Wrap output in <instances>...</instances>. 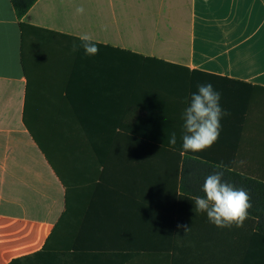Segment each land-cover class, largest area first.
<instances>
[{
  "label": "crops",
  "instance_id": "0c3cea01",
  "mask_svg": "<svg viewBox=\"0 0 264 264\" xmlns=\"http://www.w3.org/2000/svg\"><path fill=\"white\" fill-rule=\"evenodd\" d=\"M207 83L229 115L181 156ZM217 171L264 183V0H0V264H264L260 201L242 228L194 211Z\"/></svg>",
  "mask_w": 264,
  "mask_h": 264
},
{
  "label": "clouds",
  "instance_id": "9594fccd",
  "mask_svg": "<svg viewBox=\"0 0 264 264\" xmlns=\"http://www.w3.org/2000/svg\"><path fill=\"white\" fill-rule=\"evenodd\" d=\"M84 7L77 6L76 14L83 15ZM103 30H107L104 26ZM77 39L79 43H73L72 51L78 52L81 48L85 55L95 56L99 53L97 41L88 33L80 34ZM229 113L220 106V93L214 90L211 83L200 84L197 91L191 94L188 107L182 115L183 134L181 136V156L188 153H199L210 147L219 139L222 116ZM169 145L175 147L177 135L172 132L169 137ZM192 159H199L193 155ZM234 164L243 166L245 161H233ZM224 169L223 163L215 166ZM223 171H217L209 175L203 186L204 196H195L194 211L196 213H206L210 223L218 228H230L233 225L242 228L248 219L249 209H251V198L243 188H236L233 184L223 181ZM184 230L185 235L190 231L188 225H178ZM178 236V235H177Z\"/></svg>",
  "mask_w": 264,
  "mask_h": 264
},
{
  "label": "trees",
  "instance_id": "16d2710c",
  "mask_svg": "<svg viewBox=\"0 0 264 264\" xmlns=\"http://www.w3.org/2000/svg\"><path fill=\"white\" fill-rule=\"evenodd\" d=\"M36 1L37 0H10V3L16 17L21 18ZM177 68L188 70L183 67ZM124 128L125 127H120V130ZM232 177V184L236 188H238V183H240V188L245 189L251 199L260 201V208L262 214H264V183L244 176L240 177L238 174H232ZM262 224H264V222H262ZM258 232L264 234V229L258 228ZM56 256L57 254L55 252L48 251L47 246H45L41 251L26 257L14 259L9 264H49Z\"/></svg>",
  "mask_w": 264,
  "mask_h": 264
}]
</instances>
